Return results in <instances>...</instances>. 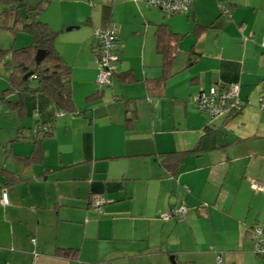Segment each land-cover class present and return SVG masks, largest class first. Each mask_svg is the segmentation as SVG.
<instances>
[{"label":"crops","instance_id":"obj_1","mask_svg":"<svg viewBox=\"0 0 264 264\" xmlns=\"http://www.w3.org/2000/svg\"><path fill=\"white\" fill-rule=\"evenodd\" d=\"M59 1L42 21L71 67L73 111L43 94L3 95L11 52L0 58V169L17 178L0 175V264H216V253L222 264H264L250 238L264 227V192L251 187L264 185V0H193L170 16L146 0ZM103 7L117 29L109 86L95 81ZM161 24L181 36L167 70ZM232 83L242 107L227 118L191 102ZM177 152L172 175L160 159ZM94 195L110 202L96 209ZM180 205L183 220L159 218Z\"/></svg>","mask_w":264,"mask_h":264},{"label":"trees","instance_id":"obj_2","mask_svg":"<svg viewBox=\"0 0 264 264\" xmlns=\"http://www.w3.org/2000/svg\"><path fill=\"white\" fill-rule=\"evenodd\" d=\"M30 11L32 10H28L23 17L26 21L23 22L22 26L23 31L30 38V42L25 47L11 50L12 72L8 80L9 88L4 90L2 94L14 92L19 98L25 93L43 94L53 101L59 112H71L74 109L70 82L71 67L56 51L55 39L58 32L53 30L47 23L39 21L35 17L36 13H30ZM109 13V7L102 8L104 21L108 19ZM109 23V21H106L101 28H104ZM155 38L157 51L163 55L164 67L167 70L175 53L173 43H176L181 36L173 33L167 25L161 24L156 27ZM39 49L45 51V56L40 62H36L34 56ZM1 56H3V51L0 50ZM29 73L31 75H28ZM39 131L46 137L49 131L48 126L41 124ZM183 155L180 152L165 154L161 157L160 164L167 172L175 175ZM0 175L7 178L9 183L17 181V178L12 173L4 169H0ZM56 253L64 257H74L77 251L59 249Z\"/></svg>","mask_w":264,"mask_h":264},{"label":"built area","instance_id":"obj_3","mask_svg":"<svg viewBox=\"0 0 264 264\" xmlns=\"http://www.w3.org/2000/svg\"><path fill=\"white\" fill-rule=\"evenodd\" d=\"M193 0H146L149 7L159 9L166 16L172 14H181L187 12ZM93 38L97 47V75L96 83L99 86H109L113 75L115 74L118 55L115 53L117 41V29L115 24L109 23L104 28H98L93 33ZM261 106L264 107V100L260 99ZM192 104L200 112L206 114L210 119L227 118L239 111L242 102L239 99V86L236 83L224 86H212L207 91L199 90L191 97ZM45 130V128H43ZM253 189L264 192V185L257 182L251 184ZM110 202L101 195H94L91 199V206L99 209L104 204ZM8 203L7 194L0 190V205L5 206ZM186 208L184 205L174 207L169 211L162 212L159 218L170 220L176 218L183 220ZM250 238L253 244V252L256 255L264 256V227L262 225L254 226L250 230ZM215 263L222 264L220 254L215 255Z\"/></svg>","mask_w":264,"mask_h":264},{"label":"rangeland","instance_id":"obj_4","mask_svg":"<svg viewBox=\"0 0 264 264\" xmlns=\"http://www.w3.org/2000/svg\"><path fill=\"white\" fill-rule=\"evenodd\" d=\"M59 0H13L7 2L6 0H0V42L6 47L14 48H0L3 51V55L7 52H11L13 49L23 47L21 44L22 37H18L16 43L13 40V34L19 33L21 36H27V33L23 31V22L26 20L23 17L28 10L30 13H36L35 17L41 21L43 18L54 19L59 13V8L56 4ZM66 29V28H65ZM59 35L55 39L57 42ZM26 38V37H25ZM30 42V40H29ZM21 44V45H20ZM12 45V46H11ZM14 45V46H13ZM27 45V44H26ZM2 57V56H1ZM0 57V58H1ZM195 231L199 230V226H196ZM206 232V231H205Z\"/></svg>","mask_w":264,"mask_h":264},{"label":"water","instance_id":"obj_5","mask_svg":"<svg viewBox=\"0 0 264 264\" xmlns=\"http://www.w3.org/2000/svg\"><path fill=\"white\" fill-rule=\"evenodd\" d=\"M69 29L70 28H67V30H69ZM44 56H45V51L42 50V49H39L35 53L34 60L36 62H40L44 58ZM28 75H31V73H29ZM170 260H171L172 264H174V262H173V256H170Z\"/></svg>","mask_w":264,"mask_h":264}]
</instances>
